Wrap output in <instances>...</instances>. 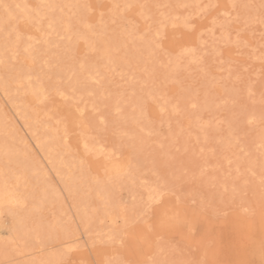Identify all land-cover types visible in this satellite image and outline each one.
<instances>
[{"label": "snow or ice", "instance_id": "obj_1", "mask_svg": "<svg viewBox=\"0 0 264 264\" xmlns=\"http://www.w3.org/2000/svg\"><path fill=\"white\" fill-rule=\"evenodd\" d=\"M0 43L5 53L0 64L13 73L17 89H24L37 105L51 104L52 112L66 109L56 118L65 136L71 122L82 130L85 155L97 161L103 158L105 175L117 180L126 177L133 188L137 184L140 188L130 205L121 203L113 221L116 227L92 239L95 259L82 255L74 259L73 254L80 249L69 246L59 250L54 264H191L172 259L160 241L164 233L174 230L179 212L172 213V209L180 205L186 186L189 194L200 187H214L218 178L209 177V169L220 171L222 165H208L205 156L207 151L216 157V148L204 147L212 139V125H199L200 135L194 137L191 125L185 128L176 118L184 111L182 104L198 107L196 97L201 89L205 106L220 93L230 96L235 108L242 92L246 91L249 98L255 95L257 80L264 105V0L259 4L238 0H37L11 4L0 0ZM257 63L259 68L255 69ZM170 85L177 87L173 90ZM126 110L136 114L132 123L138 132L126 130ZM261 121L264 123V114ZM253 122L247 121L249 125ZM221 123L225 121H217L215 131ZM226 123L228 141L216 138L215 143L221 146L219 159L227 165L226 175H231L233 163L239 175V153L244 157H251V153L241 144L235 118ZM165 125L166 135L162 131ZM109 137L118 140L111 150L96 147ZM192 139L201 145L198 153L193 152L197 158H204L201 165L184 159ZM260 148L264 184V128ZM124 149L129 150L127 157ZM140 156L150 160L153 179L141 172ZM247 163V170L254 175L256 161L249 159ZM12 203L22 204L16 199ZM24 227L27 236L31 230ZM35 242H42L39 233ZM21 244L29 247L31 239H6L0 264H37L13 257ZM153 247L157 251L147 261L142 259L143 252ZM117 248L124 253L119 259L109 255L110 249ZM245 264H264V246L258 260Z\"/></svg>", "mask_w": 264, "mask_h": 264}, {"label": "rangeland", "instance_id": "obj_2", "mask_svg": "<svg viewBox=\"0 0 264 264\" xmlns=\"http://www.w3.org/2000/svg\"><path fill=\"white\" fill-rule=\"evenodd\" d=\"M74 1L96 3V0H69L66 3ZM27 2L36 3L37 0ZM52 2L64 3L62 0ZM105 2L123 3L124 0ZM186 2L195 3L199 0ZM220 2L228 3L229 0ZM238 2L259 4L260 0ZM4 56L0 43V60ZM258 68L257 63L255 69ZM12 75L13 73L7 72L4 65L0 64V259L4 258V246L8 238L31 239L29 247L21 244L19 251L12 253L20 261H36L37 264L48 261L54 264L59 257V250L69 246L80 249L73 254L74 259L81 255L95 259V255L91 254L92 239L97 234L107 233L116 227L113 221L120 212L121 203L127 202L130 205L132 195L140 194L139 185L133 188L126 177L117 180L114 176L110 179L105 175L101 167L103 158L97 161L92 156L85 155L82 130L69 122L68 135L65 136L63 125L56 124L57 116H62L66 109L52 112L51 104L37 105L24 89H17ZM176 87L170 85L173 90ZM253 91L255 95L251 98L246 91L242 92L235 108L231 103L232 98L220 93L210 98L205 106L203 89L196 97V109L182 104L184 111L176 119L185 128L191 125L194 137L200 135L199 125L205 122L212 125V139L204 147L206 150L216 148V157H212L207 151L205 156L208 165L220 163L222 168L220 171L209 169V177L218 178L214 187H200L189 194V187L186 186L181 193L180 205L172 209V213L179 212L177 220L174 221V230L164 233L160 241V247L167 249L172 259L191 264H245L250 259H259L261 247L264 246V184H261L262 170L259 163L264 105L260 102L261 88L258 80ZM125 115L129 117L126 130L138 132L132 123V117L136 114L126 110ZM233 118L239 124L241 144L246 152L251 153V157H244L243 153H239L242 160L241 173L237 174L236 163H233L231 175H226L229 170L224 161L219 159L221 146L215 143V139L228 141L229 129L226 121ZM249 119L254 120L251 125L247 123ZM220 120L225 123L218 125L217 132L214 129ZM162 131L167 134L166 125ZM202 140L201 137V142ZM125 142L130 141L125 138ZM117 144L115 137H109L106 143L101 139L96 147H104L107 152ZM200 146L192 139L189 153L184 159H191L195 165L205 163L204 158L193 155V152H199ZM123 154L127 157L129 150L124 149ZM138 159L141 172L147 179H153L150 160L144 156ZM249 159L256 161L253 166L254 175L247 170ZM9 197L21 201L22 204H13V199L9 200ZM172 203L175 204V198ZM24 225L31 230L27 236ZM37 233L42 237L39 244L35 242ZM174 247L177 250L173 251ZM156 251V247L146 249L141 258L147 261ZM109 255L119 259L124 253L117 248L110 249Z\"/></svg>", "mask_w": 264, "mask_h": 264}, {"label": "bare ground", "instance_id": "obj_3", "mask_svg": "<svg viewBox=\"0 0 264 264\" xmlns=\"http://www.w3.org/2000/svg\"><path fill=\"white\" fill-rule=\"evenodd\" d=\"M28 0H18V2L17 3H26ZM64 3H66L67 1H69V0H62ZM8 3H11V4H15L16 2H15V0H10ZM28 3V2H27ZM74 3H76V1H74ZM7 84V83H6ZM14 92V91H13ZM28 103H30V101L28 102ZM14 106V105H13ZM16 108V107H15ZM37 110V109H36ZM18 111V110H17ZM24 120V119H23ZM34 121V120H33ZM55 138V137H54ZM44 143V142H43ZM42 143V144H43ZM47 143V142H46ZM38 144H39V142H38ZM41 144V143H40ZM39 144V145H40ZM45 144V143H44ZM39 147V146H38ZM47 147H49V146H47ZM45 149V148H44ZM51 148L49 147V150H50ZM82 150V149H81ZM50 151H52V150H50ZM49 151V152H50ZM54 151V150H53ZM83 151V150H82ZM46 152V151H45ZM48 153V152H47ZM52 156H54V155H52ZM49 158H52V157H50L49 156ZM57 158L55 157V159L54 160H56ZM50 160V159H49ZM15 165V164H14ZM17 165V164H16ZM51 165H53V164H51ZM58 168V167H57ZM72 168V167H71ZM12 169V168H11ZM64 169V168H63ZM61 170V169H60ZM59 170V171H60ZM75 170V169H74ZM103 171V170H102ZM102 171H101V173H102ZM61 172H63V171H61ZM64 174H66V173H64ZM59 175V174H58ZM72 179V178H71ZM19 186V185H18ZM1 189V188H0ZM2 191V190H1ZM7 192V191H6ZM8 195H9V192H8ZM2 196V193L0 192V197ZM11 197V196H10ZM9 197V200H12L13 198H10ZM6 199V198H5ZM9 203L11 204V201H9ZM9 204V205H10ZM1 206V205H0ZM14 206V205H13ZM9 207V206H8ZM14 208V207H13ZM6 226V225H5ZM5 226H3V227H5ZM11 226V225H10ZM19 226V225H18ZM8 227V226H7ZM5 229V228H4ZM1 234V233H0ZM4 234V233H3ZM2 234V235H3ZM39 261V260H38ZM39 263V262H38ZM40 264V263H39Z\"/></svg>", "mask_w": 264, "mask_h": 264}]
</instances>
